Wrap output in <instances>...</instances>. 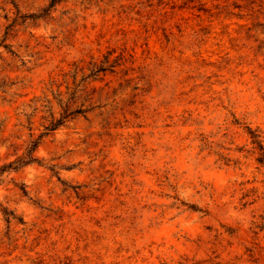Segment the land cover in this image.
Masks as SVG:
<instances>
[{"label": "rangeland", "instance_id": "1", "mask_svg": "<svg viewBox=\"0 0 264 264\" xmlns=\"http://www.w3.org/2000/svg\"><path fill=\"white\" fill-rule=\"evenodd\" d=\"M64 115L0 264H264V0H0V166Z\"/></svg>", "mask_w": 264, "mask_h": 264}, {"label": "trees", "instance_id": "2", "mask_svg": "<svg viewBox=\"0 0 264 264\" xmlns=\"http://www.w3.org/2000/svg\"><path fill=\"white\" fill-rule=\"evenodd\" d=\"M65 118H67V115L62 116L61 119L53 120L44 128V132L38 137V138H32L26 148L25 153L21 157H17V159L13 162H9L7 164L0 166V175L6 171H18L22 167L29 165V164H40V161L34 156V153L36 149L39 147L42 137L46 136L49 132L56 129L58 126L62 125ZM249 135L251 138V143L253 144V151L252 153H256L255 161L259 163L260 165L264 164V143L261 139V136L259 133H257L255 130L251 131L249 130ZM53 170V169H51ZM54 174H57V172L54 171ZM24 194H26V191H23ZM2 214L5 217V220L9 222L10 218L13 217V213L10 211H7L5 208H2ZM253 226V233L258 234L259 232L264 231V208L261 213L257 215L255 220L252 222Z\"/></svg>", "mask_w": 264, "mask_h": 264}]
</instances>
